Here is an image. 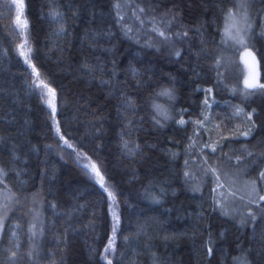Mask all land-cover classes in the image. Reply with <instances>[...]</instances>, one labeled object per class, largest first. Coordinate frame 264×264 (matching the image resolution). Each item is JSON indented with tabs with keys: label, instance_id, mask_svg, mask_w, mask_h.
<instances>
[{
	"label": "trees",
	"instance_id": "1",
	"mask_svg": "<svg viewBox=\"0 0 264 264\" xmlns=\"http://www.w3.org/2000/svg\"><path fill=\"white\" fill-rule=\"evenodd\" d=\"M236 1L24 0L25 29L0 0V264H107L113 213L112 264H264V89L245 87L224 39ZM250 6L254 32L264 0ZM252 40L264 84V38ZM153 103L170 118L157 124Z\"/></svg>",
	"mask_w": 264,
	"mask_h": 264
},
{
	"label": "snow or ice",
	"instance_id": "2",
	"mask_svg": "<svg viewBox=\"0 0 264 264\" xmlns=\"http://www.w3.org/2000/svg\"><path fill=\"white\" fill-rule=\"evenodd\" d=\"M20 7L22 9L23 5L21 4ZM117 7H120V5L117 4ZM238 7L239 8H245V4L244 3H240ZM139 12H141V13L144 12V9L140 8ZM52 15L55 17L56 15H59V13L55 12V10H54ZM121 19H123V17H121ZM137 19L140 20L141 24L144 23V21L139 16L137 17ZM242 20L247 25V28H251V25L247 22V13H246V11L243 14ZM239 23H240V21L237 20L236 15L233 13V11L229 10V12L227 14V18H226V23H225V37L227 39L234 40L237 44L244 45L245 44V40H244V37L241 35V32L245 31L246 29H242V28L238 27ZM17 24L19 26H21V28H25V29L27 28V22L26 21H21L19 16H17ZM62 30H63V28L61 27V31ZM131 31H132L131 27H127L126 28V34L128 32H131ZM153 31L158 32V34L161 37H164L165 39H167V36H166L165 32L161 31L155 24L153 25ZM184 35H187V33H184ZM25 43H26V41H25ZM20 49H21L20 55L24 56L25 57V62L28 63L29 62V55L28 54L30 53L31 49L29 48L27 50H24V45L23 44L20 46ZM175 54L177 56L180 55L179 51H177ZM245 55L246 56H252V53L246 51ZM252 58H253V60H255L254 56H252ZM217 63H219V61H217ZM32 70H33L34 76L36 77V79L32 81V86L35 87V88L47 89L48 93H50L51 95L54 96L55 95L54 90L51 89L45 81L39 79V75L40 74L36 70L34 65L32 66ZM244 85H245V87L247 89H257V88L264 89V84L259 83L258 80L253 78V77H251V75L249 76V78H246L244 80ZM157 96L167 97L169 100L174 99L173 92L171 90H169V89H162L160 92L157 93ZM48 102L51 104V101H48ZM125 102L127 104L131 105L130 101L126 100ZM207 103H208V101L206 99L205 100V104L207 105ZM152 107H153V109L155 110V113H156V115L153 117V119L156 121L157 124L161 123V120L158 117H162L164 120H167V119L170 118L168 110L163 105L157 104V103H153ZM53 111H55L54 105H53ZM207 119H208V117L205 116L204 120H207ZM178 123L183 125V124L186 123V121L181 118L178 121ZM196 123L200 124V126L203 127V123L201 121H197ZM57 132H59V128H57ZM242 135L247 136L248 133H242ZM61 139H63V137H61ZM65 143L67 144L68 147H72V145L68 144L67 141H65ZM190 147H191V145H190ZM204 147L210 148L213 153L216 152V145L215 144H206V145H204ZM125 148H128V142L127 141H125ZM185 163H187V161ZM204 163H205V165H207L206 174L211 173L216 178L217 188H214L213 191H216L218 188L223 187V185L220 183V177H219V175L217 173V169L215 167L211 166V165H208L207 159H205ZM83 167L85 169H90V172L95 174V177L98 178V183L100 184V186L104 189L105 192H108L109 197H112L114 199L113 194L109 191L108 187L105 186L104 177L101 174V172H100L99 168L97 167V165L95 163H90V164L86 163V164L83 165ZM0 171H2V170H0ZM187 175H188V173L185 172V176H187ZM260 175H261V178H264V172H262ZM254 184H255V182L253 181V185ZM253 190L255 191V187L253 188ZM221 195H223V193H221ZM6 199L10 200V199H12V196L9 195V196L6 197ZM259 200L260 201H264V196H260ZM253 202L254 203H258L256 201H253ZM217 204L218 205L220 204L219 200H217ZM224 214L227 215L228 214L227 211H225ZM113 219H114V224L112 226V237L109 239L108 244L105 247L104 251H105L106 255L102 257L103 259L107 260V264H112V260L108 258L107 253H110V252L114 253L116 251L115 243H116L117 229H118V225H119V217L115 213H113ZM0 227H2V225H0ZM33 235H35V233H33ZM208 251H209V254H211L212 249L209 248ZM14 255L15 254H13V256ZM235 259L240 260L241 264H246V262L241 260L240 257H236Z\"/></svg>",
	"mask_w": 264,
	"mask_h": 264
},
{
	"label": "rangeland",
	"instance_id": "3",
	"mask_svg": "<svg viewBox=\"0 0 264 264\" xmlns=\"http://www.w3.org/2000/svg\"><path fill=\"white\" fill-rule=\"evenodd\" d=\"M9 1L11 3V6H12L14 12H15V15H16V20H15L16 25H18L17 24V16L20 17L21 21H26L25 17H24V0H9ZM251 2H253V0H237L236 3L234 4L233 8L231 9L233 11V13L236 15L237 20L240 21V23L238 24V27H240L242 29H246L245 31L241 32V35L244 37L245 44L244 45L237 44L241 48V49H239V51L241 53L242 64H244V66H245V68H243L245 70V75H244L245 79L249 78L250 75L252 77L253 71H252V67L244 60L243 55L246 51L252 50L255 52V54L257 55V57L259 59V55H258L256 49H254L253 47H251L249 45H252V43H253L252 37H253L254 33H255V35L258 33L261 36H263V38H264V15L262 16V18L259 22L257 30L253 32L255 25H254V20H253V16H252L251 6H250ZM240 3H244L245 8H239L238 6ZM21 4L23 5L22 9L20 7ZM245 11L247 13V22L251 25V28H247V25L242 20V17H243V14L245 13ZM224 39L228 43H235L236 44V42L234 40L227 39L225 37V27H224ZM26 42H27V40H26ZM23 44H25L26 47L28 46V44L25 42ZM259 61H260V59H259ZM45 97H46L48 105L53 109L54 96L51 95L50 93H48V91L46 90L45 91ZM48 101H51V104ZM211 104H212V100L209 102L208 105H206L207 108H206L205 115H204V117L205 116L208 117V119L205 120L206 123L209 122V120H210ZM251 118L252 117H250V115H248V114L246 115V119L249 121V124H251ZM249 126L250 125H248V127ZM77 158H78V161L80 162V164L82 166L86 163L87 164L95 163L93 160H91L89 158H81L79 155ZM85 170L93 179H95L98 182V178L95 177L94 173L90 172V169H85ZM261 179H262L261 182H259V185H261L260 191L263 192L262 195L264 196V178H261Z\"/></svg>",
	"mask_w": 264,
	"mask_h": 264
},
{
	"label": "water",
	"instance_id": "4",
	"mask_svg": "<svg viewBox=\"0 0 264 264\" xmlns=\"http://www.w3.org/2000/svg\"><path fill=\"white\" fill-rule=\"evenodd\" d=\"M247 52H251L252 56L255 57V60H253L252 56H246L245 53L243 55V58L252 67V71H253L252 77L257 79L259 82L261 77L260 61L254 51L249 50Z\"/></svg>",
	"mask_w": 264,
	"mask_h": 264
}]
</instances>
